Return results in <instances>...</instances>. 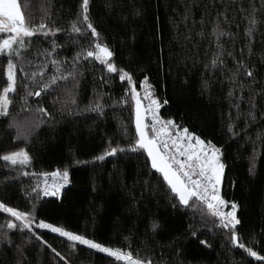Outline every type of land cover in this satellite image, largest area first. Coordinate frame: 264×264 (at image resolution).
I'll list each match as a JSON object with an SVG mask.
<instances>
[{
	"label": "trees",
	"instance_id": "trees-1",
	"mask_svg": "<svg viewBox=\"0 0 264 264\" xmlns=\"http://www.w3.org/2000/svg\"><path fill=\"white\" fill-rule=\"evenodd\" d=\"M27 3L24 10L35 22L48 8V23L54 21L65 29L55 37H34L25 52L30 64L14 58L18 69L28 73L47 64V79L56 74L51 59L66 60L68 67L81 46L90 47L95 38L90 31L84 37L70 31L81 0ZM251 4L260 9L257 19L264 21V0H90V18L101 41L113 51L117 68L132 75L145 107L149 101L143 98L142 82L147 77L164 119L222 149L226 167L221 194L239 206L241 242L264 255V97L260 94L264 23L257 24L250 45L248 13L241 9L250 11ZM217 23L231 35L217 39L213 31ZM53 39L61 47L52 57L41 55L44 49L51 51ZM238 60L254 70L256 84L250 86L251 78L243 75L238 76L243 88L232 83ZM6 62L0 55V87L6 84ZM77 68L78 84L60 81L41 97H29L27 105L20 99L23 89L18 88L9 114L0 116V157L19 148L32 157L24 166L0 159V202L32 211L36 223L42 219L153 264H264L233 245L217 218L206 209L201 211L202 205H180L144 150H127L136 138L135 102L128 82L96 61L81 60ZM17 76L28 83L19 70ZM30 87L37 90L35 85ZM250 87L256 90L254 121L248 116ZM96 102L103 105L102 112L91 110ZM38 107L48 114L37 111ZM17 128L26 140L17 138ZM110 146L126 151L96 159ZM253 157L255 174L249 172ZM57 169L69 173V184L60 197L42 198L32 192L36 185L41 189L40 173ZM7 220L18 227L0 228V264H123L97 249L36 228L35 223L31 231L22 229L10 214L0 212V225ZM153 221L159 224L156 231ZM194 230L196 236L191 235Z\"/></svg>",
	"mask_w": 264,
	"mask_h": 264
},
{
	"label": "snow or ice",
	"instance_id": "snow-or-ice-1",
	"mask_svg": "<svg viewBox=\"0 0 264 264\" xmlns=\"http://www.w3.org/2000/svg\"><path fill=\"white\" fill-rule=\"evenodd\" d=\"M26 7H29L27 0H23V6L22 0H0V34L4 35V38H0V55L7 58L6 84L0 87V116L9 114L10 105L14 102L13 97L18 95V88L23 89L24 95L20 99L27 105L29 97H41L43 93L48 92L53 86H58L60 81L71 79L78 84L77 66L81 60L99 62L106 67L109 73H118L120 81L126 80L130 86L131 99L135 102L136 138L127 150L132 152L138 150L146 151L147 156L151 159V167L162 174L163 180L167 183L170 191L178 198L180 205L196 208L202 205L201 211L203 212V209H206L207 214L217 218L218 226L227 230L229 240L233 245L243 249L248 256L255 258L257 261L264 262V255L254 250L253 247H248L241 242L237 231V226L241 225V220L237 216L238 204L227 201L221 195V182L226 167L221 159L223 155L221 149L211 141H205L195 133L189 132L188 128H181L173 120H162L159 116L161 103L153 98L152 92L149 91L151 85L148 83L147 77L142 82L144 86L143 98L147 99L149 103L147 107L142 104V97L137 91L132 75L123 69L117 68L112 59L114 56L113 51L106 43L101 41V33L94 27L90 18V0H81L80 11L77 19L71 21L70 31L80 37L86 36L88 31H90L91 36L95 38L92 45L87 48L81 46V50L76 52L68 67H65L66 60L51 59V64L56 74L51 75L47 79H45L47 64L41 65L40 70L37 72L28 73L24 72L22 67L18 69L14 58H19L30 64L31 61L27 60L25 52L32 46L33 38L43 37L46 39L50 36L55 37L57 33H61L65 29L56 27L54 21L51 24L48 23L51 18L50 9H43V15L37 23L30 12H25L24 9ZM241 11L248 13L245 17L249 24L246 35L251 45L254 33L257 31V24L264 23V21L257 19L256 14L260 9H257L255 4L250 5V11L248 9H241ZM225 19L227 18L225 17ZM213 31L217 35V39L225 34L231 35V33H225L220 30L219 23H217ZM59 47L61 45L57 44L53 39L51 41V51L44 49L40 54L45 57H52ZM251 51L252 49L249 47V53ZM216 64L217 60L214 59L212 65L216 66ZM18 70L23 73L24 80H27L28 83L18 80ZM239 75L251 78L249 81L250 86L257 83L254 70L247 66L243 60L237 61L236 71L231 77L232 83L236 87L243 88V81L238 80ZM30 85H35L37 90H32ZM255 92V88H249L250 110L248 116L253 121L256 119ZM260 94L264 97V87L261 88ZM232 95L233 92L230 91L229 96ZM75 102L73 95L72 103ZM123 103H128V100H123ZM164 103H167V101L165 100ZM91 110L102 112L103 105L96 102L91 107ZM37 111L48 114L47 109L43 107H38ZM147 114L151 115V123L146 122ZM17 138L26 140L27 136L17 128ZM124 151L126 149L110 146L103 155L96 157V159L103 160L106 156H116L118 152ZM0 159L10 162L11 165L19 164L24 166L31 163L32 157L25 148H19L16 151L3 154ZM249 172L255 174V157H253L252 167L249 168ZM23 175L27 176L29 173L24 172ZM39 175L45 178L51 175L58 179L51 185L45 179L44 187L40 189V186L36 185L32 192H36L37 196L41 192L44 196H59L61 189L68 182L69 173L66 169L63 172L57 169L51 174L43 172ZM229 206L230 210H226ZM33 207L35 206L33 205ZM0 212L10 214L11 217L15 218V221L20 222L19 227L22 229L31 231L35 223L37 228L49 229L53 233L66 237L71 242H78L91 249L107 253L115 258L116 261H123L125 264H153L150 259L134 258L131 251L124 252L119 248L106 247L93 239L86 238L84 235L67 231L63 227L47 223L42 219L36 223V217L32 211H21L15 207L8 206L4 202H0ZM5 227L7 229H16L18 225L13 220H7L4 225H0V228ZM158 228L159 224L153 221L152 230L156 231ZM191 235L196 236V231L194 230ZM4 239H9L7 232L4 233ZM200 243L206 244L207 242L200 241ZM49 247L51 246L49 245ZM52 251L56 252V249L53 248ZM56 255L59 256L60 253L56 252Z\"/></svg>",
	"mask_w": 264,
	"mask_h": 264
},
{
	"label": "built area",
	"instance_id": "built-area-1",
	"mask_svg": "<svg viewBox=\"0 0 264 264\" xmlns=\"http://www.w3.org/2000/svg\"><path fill=\"white\" fill-rule=\"evenodd\" d=\"M149 103V102H148ZM159 116L161 117V119L162 120H165L166 121V119H164L162 116H161V112H160V108H159ZM148 120V123H151V115L150 114H147V119H146V121ZM180 126V125H179ZM181 127V126H180ZM182 128V127H181ZM197 135V134H196ZM205 140V139H204ZM205 141H207V140H205ZM218 148H220V147H218ZM221 149V148H220ZM222 150V149H221ZM45 179H47V183L49 184V185H51L52 183H54L58 178L57 177H52L51 175H49L47 178H43V180H42V182H41V189L44 187V182H45ZM69 184V178H68V182L64 185V187L61 189V191H60V195H61V193H62V191H63V189L67 186ZM60 195L59 196H44L43 194H42V192H41V196H42V198H53V197H60ZM222 195V194H221ZM226 210H230V206H229V208L228 209H226ZM42 229H44V228H42ZM49 230V229H48ZM51 231V230H50ZM56 234H58V233H56ZM59 235V234H58ZM66 238V237H65ZM113 249H116V248H113ZM99 251V250H98ZM105 254H107V253H105ZM108 255V254H107ZM115 259V258H114ZM119 262H121V263H123V264H125V262H123V261H119Z\"/></svg>",
	"mask_w": 264,
	"mask_h": 264
},
{
	"label": "water",
	"instance_id": "water-1",
	"mask_svg": "<svg viewBox=\"0 0 264 264\" xmlns=\"http://www.w3.org/2000/svg\"><path fill=\"white\" fill-rule=\"evenodd\" d=\"M142 104L144 105V103H143V101H142ZM145 106V105H144ZM146 152V151H145ZM147 154V153H146ZM149 158V160H150V164H151V159H150V157H148ZM155 170V169H154ZM156 171V170H155ZM157 172V171H156ZM159 173V172H158ZM161 176H162V174L161 173H159ZM163 178V177H162Z\"/></svg>",
	"mask_w": 264,
	"mask_h": 264
},
{
	"label": "bare ground",
	"instance_id": "bare-ground-1",
	"mask_svg": "<svg viewBox=\"0 0 264 264\" xmlns=\"http://www.w3.org/2000/svg\"><path fill=\"white\" fill-rule=\"evenodd\" d=\"M222 151V150H221ZM37 228V227H36ZM46 230H48V229H46ZM48 231H50V230H48ZM118 263H120L119 261H117Z\"/></svg>",
	"mask_w": 264,
	"mask_h": 264
},
{
	"label": "rangeland",
	"instance_id": "rangeland-1",
	"mask_svg": "<svg viewBox=\"0 0 264 264\" xmlns=\"http://www.w3.org/2000/svg\"><path fill=\"white\" fill-rule=\"evenodd\" d=\"M223 178V177H222Z\"/></svg>",
	"mask_w": 264,
	"mask_h": 264
}]
</instances>
